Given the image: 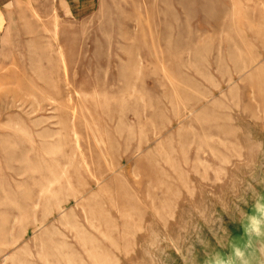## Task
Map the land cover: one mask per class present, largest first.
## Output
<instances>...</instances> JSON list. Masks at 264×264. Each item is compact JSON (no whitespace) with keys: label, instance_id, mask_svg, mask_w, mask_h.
I'll use <instances>...</instances> for the list:
<instances>
[{"label":"rangeland","instance_id":"obj_1","mask_svg":"<svg viewBox=\"0 0 264 264\" xmlns=\"http://www.w3.org/2000/svg\"><path fill=\"white\" fill-rule=\"evenodd\" d=\"M20 9L0 45V264L253 263L264 0Z\"/></svg>","mask_w":264,"mask_h":264},{"label":"crops","instance_id":"obj_2","mask_svg":"<svg viewBox=\"0 0 264 264\" xmlns=\"http://www.w3.org/2000/svg\"><path fill=\"white\" fill-rule=\"evenodd\" d=\"M26 0H0V45L4 38L12 33L21 17L20 5ZM34 1V0H30ZM68 9L73 17L82 18L98 10L100 0H57Z\"/></svg>","mask_w":264,"mask_h":264},{"label":"water","instance_id":"obj_3","mask_svg":"<svg viewBox=\"0 0 264 264\" xmlns=\"http://www.w3.org/2000/svg\"><path fill=\"white\" fill-rule=\"evenodd\" d=\"M258 257L255 258L254 262L251 263L248 259V264H264V241L257 247Z\"/></svg>","mask_w":264,"mask_h":264},{"label":"bare ground","instance_id":"obj_4","mask_svg":"<svg viewBox=\"0 0 264 264\" xmlns=\"http://www.w3.org/2000/svg\"><path fill=\"white\" fill-rule=\"evenodd\" d=\"M58 182H60V178H57L56 180H54V182L53 183H58ZM50 187H51V185H49V187L45 190L46 191V193H48V192H50ZM41 190V189H40ZM42 194V193H41ZM38 202H39V200H38Z\"/></svg>","mask_w":264,"mask_h":264}]
</instances>
